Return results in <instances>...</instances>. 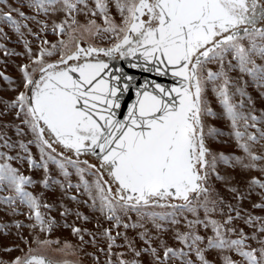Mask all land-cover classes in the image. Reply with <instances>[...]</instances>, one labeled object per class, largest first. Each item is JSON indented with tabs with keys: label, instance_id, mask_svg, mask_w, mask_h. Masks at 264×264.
<instances>
[{
	"label": "snow or ice",
	"instance_id": "obj_1",
	"mask_svg": "<svg viewBox=\"0 0 264 264\" xmlns=\"http://www.w3.org/2000/svg\"><path fill=\"white\" fill-rule=\"evenodd\" d=\"M111 3L119 21L110 11ZM111 3L27 0L25 4L20 0L21 7H13L9 0H0L5 6L0 8V22L11 25L22 38V27L40 37L21 21L34 20L41 32H47L49 23L38 16L63 14L51 23V32L60 37L55 43L41 39L34 52L25 40L28 63L18 66L20 84L0 73L14 89H21L15 99L0 100L4 105L0 117H13L0 122V148L8 149L0 151V192L8 193L0 196V203L13 215L23 214L21 206H26L32 221L14 223L18 230H31V239L17 232L27 251L20 249L22 255L0 259V264H79L53 261L46 254L60 241L41 236L50 234L57 223L41 209L54 206L28 190L35 181L13 167L12 160L42 168L45 188L51 184L64 188L65 182L50 176L49 164H54L67 189L87 196L86 200L77 195L70 199L99 213L97 230L72 226V233L81 245L90 243L104 253V264H212L206 257L209 250H216L224 264H264V215L242 203L257 193L259 201H253L251 208L264 212V179L253 176L239 188L217 170L220 163H235L264 174V154L253 151L255 144L264 142V112L258 116L254 107L245 111L253 104L245 90L247 81L241 86L242 77L234 80L229 74L238 70L264 88V63H257V59L264 61V0ZM23 7L37 15L26 14ZM81 14L88 17L85 23L78 19ZM96 36L110 43L97 45L92 42ZM117 61L159 76L170 75L173 82L146 80L135 85L132 76L116 67ZM133 88L135 99L121 116L125 94ZM209 88L231 123L243 157L215 153L208 146L207 138L223 135L206 125L205 118L216 115L207 99ZM10 127L21 139L8 137L5 129ZM29 134L30 139H23ZM32 144L39 149V160L31 152ZM17 147L20 153L11 155ZM70 168L79 178L75 185ZM213 176L226 182L227 195L214 186ZM69 214L67 208L61 213ZM76 216L91 220L79 211ZM101 219L108 222L107 227ZM0 228L8 225L0 224ZM101 241L106 247L99 246ZM57 251L75 255L76 248L64 241ZM229 253L242 259L237 261ZM95 261L100 264L99 256Z\"/></svg>",
	"mask_w": 264,
	"mask_h": 264
},
{
	"label": "rangeland",
	"instance_id": "obj_2",
	"mask_svg": "<svg viewBox=\"0 0 264 264\" xmlns=\"http://www.w3.org/2000/svg\"><path fill=\"white\" fill-rule=\"evenodd\" d=\"M90 3L93 0H89ZM9 3L13 7H21L20 0H9ZM27 0H25V4ZM111 3V0H110ZM3 4H0V8H4ZM26 14L29 15H37L34 10H30L27 7L22 8ZM110 11L112 15L115 17L117 21H119L120 17L119 14L115 11L114 3H111ZM16 16V13H13ZM63 17V14H58L56 16H44L40 14L38 19L44 20L49 23V30L47 32H41V26L36 23L34 20L28 21H21L22 24L26 23L28 27L32 29L34 33H39V39L28 33L27 28L22 27L21 32L23 33V38L21 37L20 33H17L9 24L4 22H0V29L3 31L0 32V45L4 47H0V73L7 75L16 84H20L21 82V72L19 70V65L28 63V58L26 53V49L24 47V42L27 40L30 43V47L33 49L34 52H37L41 46V39H47L48 41L55 43L57 40L60 39L59 36L54 35L51 32V23L52 20H59ZM19 19V17H17ZM78 19L81 23H85L88 19L84 14H81ZM97 23L102 24L103 20L99 16L96 17ZM6 34V35H5ZM93 43L106 46L110 43V41L103 36H96L92 40ZM5 49H7V53H16L14 55L6 54ZM55 57H53L54 59ZM257 63H264L257 59ZM215 69V65L212 66ZM230 76L236 80L237 77H242L239 79V83L241 86H244V82L247 81V86L245 88L248 95L252 97L253 104L247 105L245 111H248L249 108L254 107L255 114L261 115L264 112V88H259L256 84L252 81L251 77L247 75L240 74L238 70L232 71L229 73ZM21 89H14V85L9 84L7 81L4 80L3 76H0V100H12L15 99L17 95V91ZM207 99L209 101L210 106L212 107L213 111L216 113L215 116H207L206 125L210 127H215L219 132L223 133V135H217L207 138L208 146L212 149L215 153L223 152L225 155L229 156H241L243 157L245 154L239 148L238 143L232 135L233 129L231 127V123L228 118L223 114V108L220 104L219 100L217 99L214 92L211 91V88L207 90ZM240 97L237 94L235 96V100H239ZM246 99V98H245ZM4 109V105L0 103V110ZM12 116L0 117V122L6 123L8 120H12ZM16 123H19L16 121ZM2 126V125H0ZM264 126V125H262ZM7 132L8 137L12 140L16 141L21 139V137H17L15 135V128L10 127L5 129ZM248 131H256V129H248ZM31 136L23 137V139L27 140L30 139ZM31 152L37 160H39V149L35 146V144L29 145ZM0 151H8V149L0 148ZM20 149L17 147L16 149L11 151V155L16 156L17 153H20ZM253 151L257 152L258 154H264V142L257 143L253 146ZM87 159V157H85ZM90 162H93L90 160ZM10 163L13 167H16L20 170V172L26 176H30L35 183L31 186H28V190L33 192V194L40 196L42 202H46L48 204H52L54 207L51 209L42 208L41 211L46 212L48 216L54 217L57 221L56 225L53 228V231L48 233H41L42 237H47L53 241L59 240L60 244H53L47 251V255L53 261H62V260H72L78 261L79 264H96L95 256H99L100 264H104L105 255L102 252L97 251V247H94L90 243H85L81 245L79 238L72 233V226H82L87 227L90 230L96 231V219L99 216V213L93 212L91 208L84 204V203H77L72 201L70 197L72 195H77L80 200H86L87 196H81L80 193L76 192L75 188L67 189L65 178L60 173V170L54 164H49L50 176L53 179L60 180L65 182V187L62 188L59 184H51L50 187L45 188L42 181L44 180L45 174L42 168H32L28 165L27 161H20V160H12ZM94 163V162H93ZM261 163H264L262 161ZM73 174L70 177L71 183L75 185L79 178L75 174L74 169H69ZM221 175L225 176L227 180L231 183L232 186H236L239 188H243L245 182L250 180L251 177L256 176L258 178L264 179V174L260 173L258 170L255 169H245L238 164H233V166L225 165L223 163L218 164L217 169ZM88 179H92L91 176ZM214 186L223 194L227 195V188L225 186V181H216L215 177L213 176ZM259 191V190H258ZM7 192H0V196L7 195ZM253 201H259V196L257 193H254L251 199L244 200L243 207L253 211L257 215H264V212H261L259 209H252L251 204ZM63 204L64 207H61ZM23 214L20 215H13L8 209V206L0 203V224H7L8 228H0V259L5 261L12 260L16 256L22 255L20 249H23L24 252L27 251L28 245H25L19 239L17 232L22 231L24 236L29 237L31 239L30 232L31 230L28 227H24L21 230H18L14 227V223L16 221H20L25 225L31 223L32 221L28 220V209L26 206H21ZM67 208L70 210V214L67 216H62L61 213L64 212V209ZM79 211L84 215H88L91 217L90 221H84L82 219H78L76 216V212ZM65 223L69 226L66 227ZM101 223L104 224L105 227L108 226V222L101 219ZM246 231H250L246 229ZM130 231V235H131ZM89 236H85V240H90ZM64 241H68L71 243L75 248L76 252L75 255H65L63 252L57 251V249L61 248ZM171 243V241H170ZM32 247H36L33 243ZM100 247H106L103 241L100 242ZM6 248H12V251H5ZM114 251H122V249H114ZM94 254V255H93ZM233 259L240 261L242 258L236 255L235 253H229ZM206 257L212 262V264H224L222 256L218 254L216 250H209L206 253ZM195 258V257H193ZM147 257H145V260Z\"/></svg>",
	"mask_w": 264,
	"mask_h": 264
},
{
	"label": "water",
	"instance_id": "obj_3",
	"mask_svg": "<svg viewBox=\"0 0 264 264\" xmlns=\"http://www.w3.org/2000/svg\"><path fill=\"white\" fill-rule=\"evenodd\" d=\"M116 67L122 68L126 75L132 76L133 83L135 85L143 84L146 80L147 81L156 80L157 82L165 83L169 85L173 82L170 75L169 76H159L155 72L146 71L143 68H133L131 67L128 61H117ZM134 99H135V89L133 88L130 90L129 93L125 94V103L122 105L121 116L126 114L127 104L131 103L132 100ZM88 158L91 159V157H88ZM81 159H86V158L81 157Z\"/></svg>",
	"mask_w": 264,
	"mask_h": 264
},
{
	"label": "flooded vegetation",
	"instance_id": "obj_4",
	"mask_svg": "<svg viewBox=\"0 0 264 264\" xmlns=\"http://www.w3.org/2000/svg\"><path fill=\"white\" fill-rule=\"evenodd\" d=\"M87 159L92 160L93 162H96L95 159L92 157H91V159L87 157Z\"/></svg>",
	"mask_w": 264,
	"mask_h": 264
}]
</instances>
